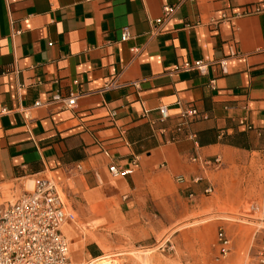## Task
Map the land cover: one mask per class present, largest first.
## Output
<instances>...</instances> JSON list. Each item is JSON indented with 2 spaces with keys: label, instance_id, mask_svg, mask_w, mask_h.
<instances>
[{
  "label": "crops",
  "instance_id": "1",
  "mask_svg": "<svg viewBox=\"0 0 264 264\" xmlns=\"http://www.w3.org/2000/svg\"><path fill=\"white\" fill-rule=\"evenodd\" d=\"M165 6L177 8L156 24ZM191 61L206 73L173 72ZM213 157L221 165L205 169ZM41 181L73 215L61 229L69 253L97 259L106 237L157 244L170 231L215 247L219 226L231 253L259 238L264 0H0V206Z\"/></svg>",
  "mask_w": 264,
  "mask_h": 264
},
{
  "label": "built area",
  "instance_id": "2",
  "mask_svg": "<svg viewBox=\"0 0 264 264\" xmlns=\"http://www.w3.org/2000/svg\"><path fill=\"white\" fill-rule=\"evenodd\" d=\"M177 6L163 7V16L157 19L156 24H161L169 19L176 11ZM130 39L127 29L120 36L121 42ZM222 70L225 71V60L219 61ZM208 64L202 61L184 62L176 66L173 72L197 71L206 73ZM117 87L116 79L107 83L106 89ZM76 97L61 99L54 97L55 103H62L72 109L76 105ZM39 102L33 107H38ZM161 119L168 117L167 109H160ZM197 112L194 109L185 111L182 117H194ZM30 109H22L24 120H29ZM197 161V159H193ZM205 169L217 168L221 165L219 157H213L201 161ZM111 176L119 178L130 174L124 170L111 165L108 168ZM182 181V179H180ZM203 181L202 177L193 179L194 183ZM211 189H206L210 193ZM73 215L64 206V201L56 186L49 181L39 182L30 192H24L17 200L6 206L0 207V264H69V246L62 234L63 225L72 221ZM217 242L220 255L225 259L229 254L230 242L224 231L217 232ZM258 260L264 264V246L258 253Z\"/></svg>",
  "mask_w": 264,
  "mask_h": 264
},
{
  "label": "rangeland",
  "instance_id": "3",
  "mask_svg": "<svg viewBox=\"0 0 264 264\" xmlns=\"http://www.w3.org/2000/svg\"><path fill=\"white\" fill-rule=\"evenodd\" d=\"M14 201L15 199H9L10 203ZM227 218L228 223L235 228L238 227L239 231L247 230L246 224L240 221L242 218L238 213L231 212ZM261 226L264 228V223ZM219 229L225 231L221 226L216 230L215 247L208 243L204 233L200 236V242L197 244L193 243L191 238L184 239L181 244L175 243L172 231L168 232L157 244L152 240L146 244L125 245L123 243L114 246L106 237L105 244L102 245L103 252L98 258L103 257L101 259H104L105 257L111 264H261L258 260V253L264 246V230L261 231L259 238H249L248 246L243 245L238 253L229 251L228 256L222 259L219 245H217ZM97 259L87 257L78 249L71 250L69 253V264H95Z\"/></svg>",
  "mask_w": 264,
  "mask_h": 264
},
{
  "label": "bare ground",
  "instance_id": "4",
  "mask_svg": "<svg viewBox=\"0 0 264 264\" xmlns=\"http://www.w3.org/2000/svg\"><path fill=\"white\" fill-rule=\"evenodd\" d=\"M95 264H111V263H109L104 257V259L97 260V262H95Z\"/></svg>",
  "mask_w": 264,
  "mask_h": 264
}]
</instances>
